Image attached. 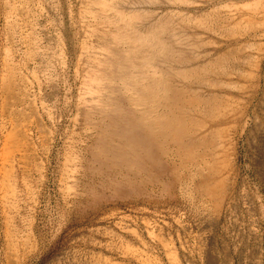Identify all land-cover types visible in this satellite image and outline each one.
Segmentation results:
<instances>
[{"label":"rangeland","instance_id":"obj_1","mask_svg":"<svg viewBox=\"0 0 264 264\" xmlns=\"http://www.w3.org/2000/svg\"><path fill=\"white\" fill-rule=\"evenodd\" d=\"M244 1L0 0V264H264V23L242 33ZM168 25L173 44L159 38L176 56L200 51L194 31L212 41L207 59L231 42L239 88L228 121L205 125L222 137H182L183 149L162 137L161 149L137 150L148 164L134 172L116 151L145 146L126 116L144 107L129 101L142 72L130 67L139 48L130 40ZM229 63L212 65L197 93H217L212 76ZM217 160H227L226 187L215 208L195 171Z\"/></svg>","mask_w":264,"mask_h":264},{"label":"bare ground","instance_id":"obj_2","mask_svg":"<svg viewBox=\"0 0 264 264\" xmlns=\"http://www.w3.org/2000/svg\"><path fill=\"white\" fill-rule=\"evenodd\" d=\"M240 6L241 9H245L246 11L245 14H243L244 16L243 15L241 17L238 16L240 17L239 21H242L243 23L242 33H244L245 36L256 35L260 31V27H262L264 23L263 20H260L261 18L259 19V16L264 12V0H245L240 4ZM201 17L202 16L200 15L197 18L201 19ZM171 26L168 25V27L165 26V28H158V27L154 28L153 26L147 27L148 29L145 33L135 34L130 40L131 43L138 44L137 46L139 47L138 50L136 51L133 50L130 51L131 52L130 56H132L130 67L132 68V70L139 69L140 72L141 71L142 72L139 75H136L137 77H134L133 79V82H135L133 86L136 87L135 89L138 88L140 92H138L139 94L137 93V96H135L133 99L129 98V101L131 104L132 103L143 104L144 107L143 109L140 110L132 109L131 113H128L126 116L129 117V119L133 120L132 122L133 124L136 125L137 123V125L139 126L140 132L144 136L143 143L145 145V146L142 145L143 146L142 149L137 147L133 143L124 147L117 148L116 150L117 154L120 156V158H122V161L130 169V171H134V170L136 171V169H134L135 167H144L147 166L148 164V154L142 156L137 150L141 151L143 150V148L146 149L148 147L147 145L150 146L154 143L158 145V140H160L162 137L165 138L166 136H172L173 138H171L172 139L171 141L173 142V144L176 146L177 149H183L181 145L182 137H186L189 139L191 138L190 141L188 139V142L190 143L187 144H193L194 142L202 143L206 141V138H212L216 136L222 137L221 133L223 132L224 128L223 129L221 127L215 128L216 127L215 125L214 127L215 129L213 130L211 128L210 130H206V129L204 130L205 125L207 122L225 123L226 121H228L227 113L230 111L227 110L228 107L226 106L227 105L226 99L232 98V97H228L229 94H232L234 96L236 95L235 93H232L230 89L239 88L237 84L239 80L238 79L239 73L235 72L236 71L235 69H237L238 66H236L234 62H231V58L234 51L232 48L233 44L231 42L226 43V45L229 46H225V47L221 46L218 49V53L216 54V56L212 57L211 59L209 58L207 59V55L209 54L210 50L204 46L212 42L211 39L210 38L204 39L201 36V33L197 31L194 32L191 31L192 33L187 35V37H191L192 47L194 48V51H197L195 49H199V48L200 51L194 54L191 53L192 55L190 54L188 56H183L181 55L182 53L180 52V50H178L181 54L178 53L176 56L175 55L176 53L173 54L170 47L167 44H164L165 42L164 38L163 39H161V37L159 38V34L160 32H162L161 36L163 34V37H167L168 41L166 42L171 43L170 45H172L173 42L171 41H173L174 38H172L173 30ZM205 30H208V28H205ZM243 47L245 46L242 45V48ZM157 54L161 55L160 58H162L161 61L162 63L160 64L158 62L160 64V65L158 64L159 71H149V67L151 65L154 66L157 65V64H153L152 62L153 60H155L153 58L156 57ZM223 63L224 64L229 63L230 65L228 66L222 65L220 67L221 69L214 71L215 75L212 76L215 78V80L218 81V84L220 86L218 92L211 93L209 95L198 94L196 87L195 88L193 87L194 84L196 85V84H203L208 82V78L211 77L210 72L212 65L223 64ZM139 66H141L142 68H140ZM139 77H142L143 82L140 85H137L136 78ZM175 77L185 79V81L182 80L181 86L175 87L174 84L171 82V80H173ZM260 77L261 74L260 73L258 74L257 72V74H255V79H256L255 82L252 81L247 86L249 88L248 91L251 90V94H249V97H251L257 90H259L258 79ZM184 83L190 85L189 89L188 87L187 88L185 87L186 85L185 86L183 85ZM261 90L263 92L262 88ZM228 102L231 103L230 101ZM186 105H189L193 110L198 108V106L203 107L202 109L204 115L201 118H197L193 115H186L187 114L186 113L187 110L185 109L187 107ZM156 106H160L162 108L160 113L155 110ZM173 108L174 109L177 108V109L174 110ZM188 124L189 126H187ZM197 130L198 132L201 131L198 134V136H196L195 133L197 132ZM186 147L187 149L190 148L189 145ZM159 148L161 149V147ZM124 151L130 152L131 157L129 161H127L126 158L128 156L124 157V155H122V152ZM191 157L192 156L190 155L186 159L189 160L191 159ZM219 161L217 160V162L206 164V167H208L209 169L207 173H202V170L195 171V174L197 175L198 179L201 180L202 183L204 182L203 186L205 187L207 194L213 200V205L215 208H217L220 205L219 203L221 199V194L223 193V190L226 187L225 186L226 180L222 178V176L221 177L218 176L219 172L221 171V167L226 166V161L224 160H221L220 162ZM197 167L198 168L200 167L201 169L205 167V164L204 166L198 165Z\"/></svg>","mask_w":264,"mask_h":264}]
</instances>
